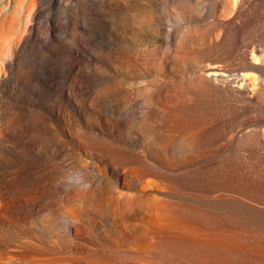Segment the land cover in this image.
I'll return each mask as SVG.
<instances>
[{
	"label": "bare ground",
	"instance_id": "1",
	"mask_svg": "<svg viewBox=\"0 0 264 264\" xmlns=\"http://www.w3.org/2000/svg\"><path fill=\"white\" fill-rule=\"evenodd\" d=\"M64 1L0 95V264H264V0Z\"/></svg>",
	"mask_w": 264,
	"mask_h": 264
},
{
	"label": "rangeland",
	"instance_id": "2",
	"mask_svg": "<svg viewBox=\"0 0 264 264\" xmlns=\"http://www.w3.org/2000/svg\"><path fill=\"white\" fill-rule=\"evenodd\" d=\"M16 1H17L18 4L16 3ZM32 1H34L35 4H34V8H32V10L30 11V9H29V3H31V0H0V20H1L0 22H3L4 19H7V17H10L12 15V13H13L14 10L16 11L15 12L16 13V16H15L16 19H15V21L13 22V24H11L10 27L5 28V30L7 32L5 31L6 32V35H5L6 39H5V37H4V39L7 40L6 41L7 42V45L11 47V44L13 43L15 46L12 44V47L10 48L11 49L10 50V56L12 55V57H11L12 59L10 57L8 59L9 62L12 64V67H11L12 68V70H11L12 72L11 71L8 72L7 79L5 80V82H3V83L0 84V92L2 91V93H0V95H3V91L4 90H10V89H12L15 86V84H18V81H19V76H17L18 71L20 69H22L23 67L25 68V65H26L25 72H26V76H27L26 78L29 79L30 81H32L34 79V73L35 72H33V71L35 69V62H36L35 46H34L35 45L34 44L35 43V40L38 37H41L42 44L44 45L48 41V39H49V35H47L48 33L46 31L47 30V27H48V24H49V20L52 19V18H54V17H57L60 20V19H62V17L65 16V10H64L65 9V7H64L65 1L64 0H44V2H43V0H37L38 4H36L37 3L36 0H32ZM45 1H46V3H45ZM148 1L147 0H131L132 4L130 6L133 9H136L138 11H145L148 8L151 9V10H154V9H157V8H159V9L162 10L163 7L166 4V1L165 0H163V1L162 0H157V1L156 0H148ZM200 1H204V0H200ZM157 2L160 5L157 4ZM162 3H164V5ZM159 9H158V11H161ZM33 10L35 11V14H34V11ZM28 11H30V14L33 12V15L31 14L30 17H29L28 16V14H29ZM45 12L46 13L48 12L49 13V16H48V13L46 14ZM38 22H39V25L40 26L37 24ZM27 25H28V27H27ZM25 26L27 28H25ZM42 28H43V30H42ZM148 28L150 29L151 27H148ZM148 28H147V30H149ZM25 29H27V30L25 31ZM29 30H32L34 32L32 33V31H29ZM43 31H44V34L45 35L43 34ZM45 31H46V33H45ZM151 31H153V30H151ZM27 32H28L29 36L27 35ZM151 33L150 34L148 33V34L151 35ZM7 34H8V36H7ZM58 36H59V39L61 38L60 40H62L64 38V36H65V32L64 31L62 32V30H60L59 33H58ZM21 39H23V41ZM27 42H28V44H27ZM20 43H21V45H20ZM25 43H26V45H25ZM13 49H14V51H12ZM26 49H27V51H25ZM16 50L18 52H16ZM11 51H12V54H11ZM14 52H15V55L13 54ZM18 53L19 54H22L23 53V54L20 55V56H18L19 55ZM29 55H31L32 57L29 56ZM21 58H22V60H21ZM17 61L18 62H21L20 65H19V63ZM31 64H33V65H31ZM29 70H30V72H29ZM63 79H64L63 77L62 78H59L57 80V84L58 85H62L63 83H61V82L64 81ZM0 98H1V96H0Z\"/></svg>",
	"mask_w": 264,
	"mask_h": 264
}]
</instances>
